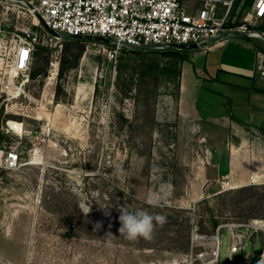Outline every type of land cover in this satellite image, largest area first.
<instances>
[{
  "label": "rangeland",
  "instance_id": "1",
  "mask_svg": "<svg viewBox=\"0 0 264 264\" xmlns=\"http://www.w3.org/2000/svg\"><path fill=\"white\" fill-rule=\"evenodd\" d=\"M28 24L24 8L0 2V34ZM262 24L254 19L250 26ZM64 40L74 59L77 39ZM83 42L62 77L65 45L44 52L46 64L37 54L23 86L26 74L12 76L9 46L0 42V126L7 135L0 141V264H228L223 225L264 221V182L247 183L253 155L264 154V94L256 100L248 88L255 73L239 64L248 41L235 35L209 50H181L187 117L179 113L177 79L160 72L172 58L154 49L132 52L120 73L122 53L115 62L104 52L107 43ZM259 63L256 76L264 82ZM44 64L46 76L31 78ZM9 150L20 157L14 167L3 161ZM232 150L240 164L235 179L243 183L222 190L232 177ZM124 205L167 222L152 240L129 241L119 233ZM252 238L232 264H257L264 232Z\"/></svg>",
  "mask_w": 264,
  "mask_h": 264
},
{
  "label": "built area",
  "instance_id": "2",
  "mask_svg": "<svg viewBox=\"0 0 264 264\" xmlns=\"http://www.w3.org/2000/svg\"><path fill=\"white\" fill-rule=\"evenodd\" d=\"M17 5L27 12L29 24L20 30L1 32L0 42L9 46L11 67L18 74L25 73L20 82L23 86L29 80L31 63L38 45L62 47L61 38L50 34L40 22H44L59 34L67 37L100 36L111 39L110 46L104 48L109 60L117 62L123 49H132L145 45H155L158 49H174L177 44H201L207 40H220L234 31H246L248 36L264 41V31L250 28L254 19L264 17V0H253L251 9L239 25H230L231 7L234 0H204L200 7L191 8L184 0H1L0 2ZM221 3L224 10L216 12ZM34 26H36L34 28ZM252 31L259 36L252 35ZM3 33V34H2ZM3 35V36H2ZM8 38H5V37ZM210 45V44H209ZM205 45L203 47H207ZM259 69L264 78V53L259 55ZM53 64V63H52ZM58 69V63L56 64ZM57 74V72H56ZM19 88V87H18ZM16 93L21 94L17 91ZM20 157L9 150L3 159L7 167L17 165ZM263 183L264 171L252 173L247 183ZM229 177L221 183L222 190L239 187ZM248 226L245 231L241 230ZM228 231V264H232L233 254L247 246V240L253 239L252 233L264 232V221L254 220L247 225H223ZM222 226L214 235L217 243V257L222 243ZM248 230V231H247ZM257 264H264V247Z\"/></svg>",
  "mask_w": 264,
  "mask_h": 264
},
{
  "label": "trees",
  "instance_id": "3",
  "mask_svg": "<svg viewBox=\"0 0 264 264\" xmlns=\"http://www.w3.org/2000/svg\"><path fill=\"white\" fill-rule=\"evenodd\" d=\"M252 4H253V0H234L232 7H231V13H230L232 22H230L229 24L234 25V26L241 24L244 21V18L246 16V14L248 13V11L251 9ZM262 20H264V17L262 18ZM250 28L264 31V24L256 25V26H250ZM75 42L78 43L79 48H78V51L74 54V59L68 58L70 43L67 40H64V42L63 41L60 42L62 44V46L65 45L64 50H63V53H64L63 58L61 60V68H60V73H59L60 77L63 76L65 71H67L68 69L75 66L80 55L82 54V52L84 50L85 44H84L83 40L77 39V40H75ZM107 45L110 46L109 44H107ZM52 49H53V46L38 45L34 57L37 56V54L38 55L42 54V60L46 64L49 62V59H48V57L44 56L43 53L47 52L49 50H52ZM150 50H153V49H149V48H146V49H144V48L126 49L125 48V49H123L121 51L122 54L120 53L121 54L120 55V65H119L120 73L123 71L122 68H123V65H125L124 62L128 58L127 54H130L132 52L139 53L141 51H150ZM154 50L161 51L165 55L172 58V60L165 63L163 66H161L160 72L166 78V80L169 82L177 79L176 86H177L178 92L176 94V97H178L180 94L181 61L186 59V55L180 49H154ZM259 51L264 53V43H262V46L260 47ZM45 64L43 66L38 67V68H34L31 71L30 77L35 78L37 75L46 76L47 70L45 68ZM126 75L129 76L128 74H126ZM58 88H59L58 93H60V91L62 90L61 85H59ZM255 89L264 93V82H262L260 80L259 84L255 85ZM126 95H128L127 92H126ZM5 138H7V135L2 131L1 126H0V141H3ZM214 225H216V222ZM66 236L72 237L73 236L72 230L67 231Z\"/></svg>",
  "mask_w": 264,
  "mask_h": 264
},
{
  "label": "crops",
  "instance_id": "4",
  "mask_svg": "<svg viewBox=\"0 0 264 264\" xmlns=\"http://www.w3.org/2000/svg\"><path fill=\"white\" fill-rule=\"evenodd\" d=\"M184 1L191 8L200 7L203 4V2H204V0H184ZM220 5H222V4L219 3L217 5V8H216V12L218 13V15L219 14L221 15L222 11L224 10V8H223L224 6L222 5V9H221L220 8ZM251 33L254 36H258L259 35L258 32H254V31H252ZM235 35L238 36V37H240V38H242V39H246V41H248L247 43H244L245 44L244 46H246V47H242V49H241V52L243 53V55H245L247 57V59L245 61H243V62H239V64H241L240 65L241 66V69L240 70L249 72L248 74L255 73V75H254L255 80L252 82L253 84L251 83V85L248 86V88H251L252 93H254L256 95V100L261 99L262 97L259 94L261 92L258 91L257 89H255V85H258L259 84V80L257 79V76H256V71H258L257 70L258 68L255 65H256L257 59H259V55L262 53L261 51H259L260 50V47H261V44H262V41H263L262 39L257 38V37L248 36V35L231 34V35H229L228 37H226L224 39H220V40H217V41L211 43L209 46H207L205 48H207L209 50L214 45L224 44V42H225V40L227 38H229L231 36H235ZM263 43H264V41H263ZM207 49H204V51L207 50ZM180 50H183V49H180ZM249 55H251V56H249ZM248 59H250V60H248ZM253 59H254V61H253ZM184 61L185 60L181 61L180 97L178 99L179 113H180L181 117H185V116L187 117V114L184 115V113H185V110L184 109L186 108V106H188V103H187V101L185 99L186 98L185 95H186V92L189 89V87L187 85V82H186L185 75H184L183 70H182V66H183V62ZM254 62H255V64H254ZM254 66L256 67V70H255V67ZM249 70H251V71H249ZM197 111L198 110H197L196 106H193L192 107V113L197 114L198 113ZM193 117L194 116H192V118ZM252 118H254L252 115L250 117H248V119H252ZM230 122H232L231 119H230ZM234 123H236V122H234ZM236 124H239V123H236ZM233 151L234 150H232V153L230 154V160H229V164L227 166V168L229 170V173L232 176V177H230V176L229 177L231 179H233L234 181L241 182L242 181L241 179H239V180H236L235 179V175H238V167L240 166V164L238 162L239 156H235V153L236 152H233ZM252 168H253V172L252 173H260V172H263L264 171V154L263 153L262 154L259 153L258 155L257 154L256 155L255 154L253 155L251 169Z\"/></svg>",
  "mask_w": 264,
  "mask_h": 264
},
{
  "label": "clouds",
  "instance_id": "5",
  "mask_svg": "<svg viewBox=\"0 0 264 264\" xmlns=\"http://www.w3.org/2000/svg\"><path fill=\"white\" fill-rule=\"evenodd\" d=\"M151 207H159L160 204L149 199ZM119 233L129 241L139 239L152 240L157 226L162 227L167 222V217L161 214H153L146 209H132L128 205L119 207ZM90 211V210H89Z\"/></svg>",
  "mask_w": 264,
  "mask_h": 264
},
{
  "label": "water",
  "instance_id": "6",
  "mask_svg": "<svg viewBox=\"0 0 264 264\" xmlns=\"http://www.w3.org/2000/svg\"><path fill=\"white\" fill-rule=\"evenodd\" d=\"M38 18H39L40 22L44 25V27L46 28V30H47L50 34H52V35H54V36H56V37H58V38H61L62 40L65 39V38H68V39H69V38H73V39H78V40H93V41H99V42L107 43V44L111 43V39H109V38H105V37H100V36H77V37H67V36H65V35H63V34H59V33L56 32L55 30H53L52 28H50V27L44 22V20H43L40 16H38ZM35 27H36V26H34V28H35ZM259 32L262 33L260 30H259ZM231 34L247 35L248 33H247L246 31H234V32H231L229 35H231ZM215 41H216L215 39H210V40H207V41H205V42H203V43H201V44H195V43H193V44H177L176 47H177L178 49L192 50V49L202 48L203 46H205V45H209V44H211V43H213V42H215ZM135 48L158 49V47L155 46V45H145V46L135 47Z\"/></svg>",
  "mask_w": 264,
  "mask_h": 264
},
{
  "label": "bare ground",
  "instance_id": "7",
  "mask_svg": "<svg viewBox=\"0 0 264 264\" xmlns=\"http://www.w3.org/2000/svg\"><path fill=\"white\" fill-rule=\"evenodd\" d=\"M16 74H18L15 70L12 71V76H15ZM17 126V125H16Z\"/></svg>",
  "mask_w": 264,
  "mask_h": 264
}]
</instances>
